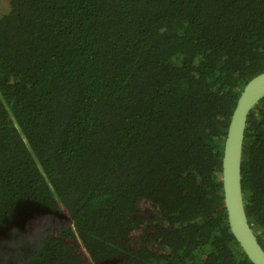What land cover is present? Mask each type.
I'll return each mask as SVG.
<instances>
[{
  "label": "trees",
  "instance_id": "1",
  "mask_svg": "<svg viewBox=\"0 0 264 264\" xmlns=\"http://www.w3.org/2000/svg\"><path fill=\"white\" fill-rule=\"evenodd\" d=\"M4 2L0 264H252L221 157L264 0ZM241 181L264 248V96Z\"/></svg>",
  "mask_w": 264,
  "mask_h": 264
},
{
  "label": "water",
  "instance_id": "2",
  "mask_svg": "<svg viewBox=\"0 0 264 264\" xmlns=\"http://www.w3.org/2000/svg\"><path fill=\"white\" fill-rule=\"evenodd\" d=\"M263 96L264 71H261L250 78L239 93L227 126L221 157V182L228 226L252 264H264V248L246 213L241 163L248 114Z\"/></svg>",
  "mask_w": 264,
  "mask_h": 264
},
{
  "label": "rangeland",
  "instance_id": "3",
  "mask_svg": "<svg viewBox=\"0 0 264 264\" xmlns=\"http://www.w3.org/2000/svg\"><path fill=\"white\" fill-rule=\"evenodd\" d=\"M4 9H5V2H4V0H0V16H1V13Z\"/></svg>",
  "mask_w": 264,
  "mask_h": 264
}]
</instances>
